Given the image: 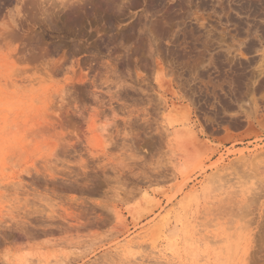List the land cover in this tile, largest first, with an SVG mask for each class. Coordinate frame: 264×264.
Returning a JSON list of instances; mask_svg holds the SVG:
<instances>
[{"label":"rangeland","instance_id":"rangeland-1","mask_svg":"<svg viewBox=\"0 0 264 264\" xmlns=\"http://www.w3.org/2000/svg\"><path fill=\"white\" fill-rule=\"evenodd\" d=\"M113 1L0 0V264H264V0Z\"/></svg>","mask_w":264,"mask_h":264},{"label":"snow or ice","instance_id":"snow-or-ice-1","mask_svg":"<svg viewBox=\"0 0 264 264\" xmlns=\"http://www.w3.org/2000/svg\"><path fill=\"white\" fill-rule=\"evenodd\" d=\"M174 2L186 4V9L189 11V13L195 11V0H174ZM189 19H191V17H189Z\"/></svg>","mask_w":264,"mask_h":264},{"label":"bare ground","instance_id":"bare-ground-1","mask_svg":"<svg viewBox=\"0 0 264 264\" xmlns=\"http://www.w3.org/2000/svg\"><path fill=\"white\" fill-rule=\"evenodd\" d=\"M113 1V0H112ZM152 1V0H151ZM245 1V0H244ZM33 2H34V0H33ZM114 2V1H113ZM118 2V1H117ZM122 2V1H121ZM153 2V1H152ZM19 3V2H18ZM256 3V2H255ZM26 4V3H25ZM25 4H23V5H25ZM28 4V3H27ZM108 4V3H107ZM23 5H21V6H23ZM8 6V5H7ZM116 6V5H115ZM119 6V5H118ZM117 6V7H118ZM242 6V5H241ZM120 7V6H119ZM254 7V6H253ZM2 8V7H1ZM26 8V7H25ZM219 8V7H218ZM244 8V7H243ZM167 9V8H166ZM258 9V8H257ZM3 10V9H2ZM26 10H28V9H26ZM29 10H30V8H29ZM106 10V9H105ZM109 10V9H108ZM119 11H121V10H119ZM21 12V10H19L18 11V13H20ZM111 12V11H110ZM127 12H129V11H127ZM144 12V11H143ZM197 12V11H196ZM29 13V12H28ZM119 13H121V12H119ZM165 13V12H164ZM170 13V12H169ZM172 13V12H171ZM260 14V13H259ZM126 15V14H125ZM171 15V14H170ZM165 16H167V15H165ZM111 17V16H110ZM186 17V16H185ZM164 18V17H163ZM168 18V17H167ZM110 19V18H109ZM158 19H160V18H158ZM160 21V20H159ZM25 22V21H24ZM46 22H47V20H46ZM134 22V21H133ZM161 22V21H160ZM158 23V22H157ZM51 24V23H50ZM178 24V23H177ZM177 24H175V25H177ZM129 25V24H128ZM158 25V24H157ZM161 25V24H160ZM262 25V24H261ZM188 26V25H187ZM125 27V26H124ZM160 27V26H159ZM162 27V26H161ZM166 27V26H165ZM261 27V26H260ZM262 28H264V26L262 27ZM175 29H177V28H175ZM175 31V30H174ZM5 34H7V32L6 33H4V35ZM21 38V37H20ZM230 44V43H229ZM257 51V50H256ZM261 59V58H260ZM235 61V60H234ZM260 75V74H259ZM157 225V224H156Z\"/></svg>","mask_w":264,"mask_h":264}]
</instances>
